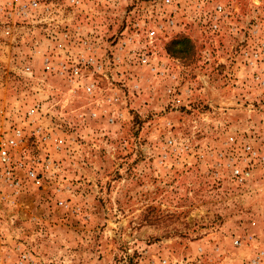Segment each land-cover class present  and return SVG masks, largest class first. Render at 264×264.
<instances>
[{
	"label": "rangeland",
	"instance_id": "obj_1",
	"mask_svg": "<svg viewBox=\"0 0 264 264\" xmlns=\"http://www.w3.org/2000/svg\"><path fill=\"white\" fill-rule=\"evenodd\" d=\"M1 147L0 264H264V0H0Z\"/></svg>",
	"mask_w": 264,
	"mask_h": 264
},
{
	"label": "built area",
	"instance_id": "obj_2",
	"mask_svg": "<svg viewBox=\"0 0 264 264\" xmlns=\"http://www.w3.org/2000/svg\"><path fill=\"white\" fill-rule=\"evenodd\" d=\"M78 1H80V0H75V2H78ZM19 133H20V132L17 130L16 135H18ZM14 138H15V137L11 138V139L8 141V143H9L10 145L15 143ZM6 154H7V150H6V148L1 147V149H0V157H1L2 159H5ZM2 161H5V160H2ZM234 172H235V174H238V170H237V169H235ZM32 174H33V173L31 172V175H32ZM246 174H247V173H246ZM239 175H241V174H239ZM9 178H10V176H9ZM240 178L242 179L243 177L240 176ZM17 184H18V182H17V181H14V180H11V182H10V185H12V186H16Z\"/></svg>",
	"mask_w": 264,
	"mask_h": 264
}]
</instances>
